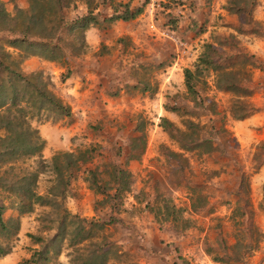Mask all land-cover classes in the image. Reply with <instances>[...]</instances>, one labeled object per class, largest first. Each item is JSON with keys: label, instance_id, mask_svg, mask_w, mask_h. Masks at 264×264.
Here are the masks:
<instances>
[{"label": "rangeland", "instance_id": "rangeland-1", "mask_svg": "<svg viewBox=\"0 0 264 264\" xmlns=\"http://www.w3.org/2000/svg\"><path fill=\"white\" fill-rule=\"evenodd\" d=\"M3 2L9 13L29 4V0ZM84 2L68 0L61 13L64 21L85 13ZM115 2L129 7L144 2V6L132 19L115 20L105 28L90 26L72 39L57 32L54 40L63 60L22 59L21 51L7 49L10 59L19 60L24 74L38 73L39 84L60 100H65L62 87L71 97L64 103L70 110L68 116L31 109L30 126L45 125L57 144L56 150L41 153L42 158L48 161L55 151L77 152L91 146L94 155L101 154L95 163H125L129 173L127 191L111 198L94 193L84 180L85 173L76 170L66 192L71 197L65 196L64 206L80 217L105 222L93 230V240L110 246L103 264H264V0ZM91 4L97 7L94 13H112L96 1ZM235 6L243 11L226 10ZM169 13L174 21H167ZM204 43L214 44L222 57L218 60L230 62L228 68L239 72L235 80L250 91L245 102L252 111L242 119L231 117V102L237 97L215 88L209 72L203 95L215 103L218 113L204 114L200 121L224 131L222 139L215 138V150L197 155L178 148L177 128L182 129L185 116L179 117L170 108L190 104L182 70L193 67ZM242 56L253 62L252 67L240 63ZM67 68L68 76L60 80ZM74 79L81 83L78 95L73 91ZM87 88L90 93H84ZM161 117L175 128L173 137L159 125ZM140 134L143 150L138 158L130 159V138ZM130 149L136 151L138 143H131ZM33 165L32 158L15 161L11 176L25 174L29 170L20 169ZM5 170L11 169L0 164V175L9 180ZM52 179L45 169L29 186L43 194ZM101 182L104 191L119 187ZM198 184L207 199L190 211L185 186ZM7 196L0 189V202L6 206L4 219L16 217L14 202ZM53 218L49 208L38 206L18 216V230L8 239L10 249L0 256V264H18L33 250L43 248L54 233ZM68 234L69 228L63 239L50 244L44 264H75ZM82 245L91 247L87 242Z\"/></svg>", "mask_w": 264, "mask_h": 264}, {"label": "trees", "instance_id": "trees-1", "mask_svg": "<svg viewBox=\"0 0 264 264\" xmlns=\"http://www.w3.org/2000/svg\"><path fill=\"white\" fill-rule=\"evenodd\" d=\"M91 1L110 8L112 13L108 16L94 13L93 10L97 7L92 6ZM229 1L238 2V0ZM67 2L68 0H29L26 8L18 6L19 8L15 7L13 12L9 13L4 8L3 0H0V32L5 33L0 36V164H6L7 168L11 169L4 171L11 176L15 161L32 158L34 162L33 167L20 169L29 170L20 176H17L18 173L11 176L9 180H5V176L0 175V189L13 200V209L16 211V217L4 219L2 214L6 206L0 202V256L9 252L8 239L18 230V216L31 212L33 206L49 208L54 215L51 220L54 223V233L48 243L39 250H33L28 258L18 264H44L47 251L52 244L64 238L67 228H69L68 235L74 253L72 262L89 264L90 261H97L98 264H103L108 259L107 253L110 246L93 240V230L102 228L105 222L93 221L69 212L62 200L68 196L67 188L70 189V181L76 170H82L85 173L84 180L88 183L89 189L105 197H120L127 191L129 184V173L125 163L117 164L110 160L95 163L96 160H100L101 154L97 152L94 155L92 153L94 149L90 148L91 146L77 152L55 151L46 161L41 156L45 141L40 137L37 128H32L28 122L32 108L50 109L63 116H68L70 110L49 89L39 84L41 76L38 73L24 74L19 67V60L10 59L7 49L21 51L22 59L36 56L46 61H60L64 59V54L57 40H54L57 32H63L65 37L72 39L73 36L78 35V32L82 35L90 26L105 28L115 20L132 19L142 12L144 6V2L129 7L128 4H121L115 0H85V13L65 22L61 13L62 9L67 7ZM117 6H120L121 10H118ZM226 10L233 13L243 11L238 6L227 7ZM174 20L175 18L169 13L167 21ZM81 45L85 46L83 40ZM219 55L214 44L204 43L193 67L182 70L186 97L190 104L170 108L179 117L185 116L181 120L182 129L177 128V146L182 151H192L197 155L208 154L217 147L215 138L222 139L224 129L222 130L221 126L216 128L212 124L200 121V117L204 114L218 113L215 103L207 95H203L207 89L206 76L209 72L213 75L212 84L215 88L230 92L237 97L231 102L229 109L231 117L242 119L252 111L249 104L245 102L250 91L240 86L238 80H235V74L239 72L228 68L230 62H220L218 57L220 59L222 57ZM241 58L240 63L245 62L252 67L251 60H247L245 56ZM69 72L70 69L67 68L60 80L66 78ZM11 109H14L13 114ZM159 125L173 137L175 128L166 118L161 117ZM131 143L133 146L138 143L136 151L130 149ZM143 145V134L131 137L128 158H138ZM45 169L50 170L53 179L43 194H40L30 188L29 184L33 183V180ZM100 179L103 185L116 183L119 187L104 191L99 184ZM185 187L189 195L188 209L195 211L205 203L207 195L202 184ZM180 211L181 209L177 208V214ZM181 227H185V224ZM31 237L35 241L41 240L39 236ZM84 242L91 247L85 248V245H82ZM215 259L222 261V258L218 256Z\"/></svg>", "mask_w": 264, "mask_h": 264}, {"label": "crops", "instance_id": "crops-1", "mask_svg": "<svg viewBox=\"0 0 264 264\" xmlns=\"http://www.w3.org/2000/svg\"><path fill=\"white\" fill-rule=\"evenodd\" d=\"M74 81V85H73V91L75 94H80L81 92L79 91L80 90V87H81V83L79 81H77L76 79L73 80ZM61 92H63V94L61 95L62 97L65 98V100L67 99H70L71 97L68 95V94H65L64 91H67L66 88H61L60 89ZM72 91V92H73ZM91 91L87 88L84 90V93H90ZM64 99H62L61 101L63 103H67V101H65ZM55 129L57 126H54ZM63 129V128H61ZM37 130H38V133L41 135V137L44 139V146L41 150V153H43L44 155L46 153H49V152H52L54 150H56V147H57V144L54 143V140L52 139V137L50 135L47 134V128L45 125H40L39 127H37ZM71 196H67V198H70Z\"/></svg>", "mask_w": 264, "mask_h": 264}]
</instances>
